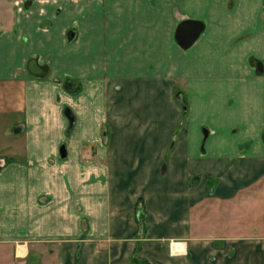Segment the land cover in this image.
<instances>
[{
    "label": "crops",
    "instance_id": "obj_1",
    "mask_svg": "<svg viewBox=\"0 0 264 264\" xmlns=\"http://www.w3.org/2000/svg\"><path fill=\"white\" fill-rule=\"evenodd\" d=\"M172 1L160 0L159 12L165 15ZM47 3L0 0V264H264V225L250 227L245 218L239 224L249 234L231 233L229 213L231 206H248L249 196L262 200L264 218V0L209 2L210 22L199 20L204 29L187 49L174 33L169 44V25L156 40L152 31L161 24L130 25L124 34L115 23L122 57H159L161 66L170 46L176 57H194L192 71L114 79L101 91L109 136L82 134L80 148L66 149L64 158L59 150L37 149L38 131L64 128L61 98L55 100L49 64L22 41L49 16ZM184 3L172 6L191 19ZM187 4L195 9L201 0ZM115 5L119 17L125 2ZM51 24L39 30L48 33ZM31 60L40 72L29 69ZM185 111L200 115L194 125H206V136L190 133ZM244 145L249 150L241 152ZM230 146L232 152L221 151ZM213 206L226 220L209 221L203 231L200 214Z\"/></svg>",
    "mask_w": 264,
    "mask_h": 264
},
{
    "label": "rangeland",
    "instance_id": "obj_2",
    "mask_svg": "<svg viewBox=\"0 0 264 264\" xmlns=\"http://www.w3.org/2000/svg\"><path fill=\"white\" fill-rule=\"evenodd\" d=\"M12 1V0H9ZM14 1V0H13ZM25 4L27 0H21ZM49 3L45 4V9L49 10V16L42 18L37 28L33 32L32 38L27 39L26 34L22 36L24 46L27 47L26 51L33 50L34 54L39 60L43 57L44 61L49 64L47 71L49 70L48 79L58 85L55 94V100L58 96L61 98L60 102L57 101L59 110L58 120L64 126V128L58 129V127L49 126L46 131H38L37 149L40 151L54 150L58 154L59 146L65 144V149L68 152L78 150L80 148V142H82L83 136H94L97 138L105 139L110 134V129L106 122V101H105V89L111 84L114 79H123V77L129 76L134 78L136 75L144 76V74H154L155 72L165 73L168 70L173 76L175 70L180 67L182 72L190 74L192 71V64L194 57H187L189 52H184L183 55L176 57V52L173 53V49L169 46L168 57H161V66L158 65L159 57H141L137 53L136 57L130 55L122 57L123 48L119 49V43L122 41V37L114 34L113 28L115 23L123 24L124 31L127 33V27L130 25H140V23L153 22L154 24H161L162 30L158 28L153 30L152 33L156 37V40L161 37H165L164 26L169 25L168 42L170 44L173 39L174 28L181 20L182 17L178 14L176 7L172 6L174 0L171 2V6L168 5V9L163 15L159 12V1L151 0L152 5L146 6L147 0H119L120 3L125 2L124 13L116 14V5L118 0H47ZM149 1V0H148ZM170 1V0H168ZM213 0H201V5L195 9L190 8V5L184 3L183 10L190 14L191 19L202 20L209 23L207 15V7L209 2ZM32 8L35 10V14L38 8V3H34ZM150 4V3H149ZM137 5V6H135ZM136 7L140 9V12L136 11ZM144 10V11H143ZM171 12V14H170ZM131 14V17L129 16ZM172 15V20H171ZM31 18L32 15L30 14ZM124 18V19H123ZM184 20V19H182ZM30 21V19L28 20ZM50 21L52 24L49 27L48 33H43L41 29L42 22ZM73 31L75 36L72 40L68 41L67 33ZM122 33V32H121ZM208 33V32H207ZM127 39V36H123ZM33 41V43H32ZM32 43V44H31ZM173 47H175L173 45ZM178 50V48H175ZM180 51V50H178ZM120 56V57H118ZM157 61V62H156ZM213 71L216 69L214 66H209L206 70ZM224 73V71H222ZM67 78L73 79L80 85V89L75 92H70L69 89H65L63 86L64 80ZM181 85V83H179ZM97 87V97L94 96V88ZM184 90L186 92V85L184 84ZM92 96L93 105L97 104L98 111H90L88 96ZM78 96L79 99H78ZM80 100V101H79ZM233 104L235 100L233 99ZM70 106L73 112L76 113L75 124L71 130H68V122L64 117L62 111L64 107ZM187 107V105H186ZM217 113L220 112L216 110ZM184 117L189 119L191 134L193 129L200 134L201 138L204 135L203 130L206 129V125L198 127L194 125L196 121H201L200 115H196L193 111H185ZM210 123V119L205 118ZM208 124V123H207ZM228 130V129H227ZM226 130V131H227ZM242 131V129H240ZM238 131L234 133L237 140L242 138V132ZM227 133H230L228 130ZM240 134V135H238ZM211 139V138H210ZM207 140L205 143V149L208 153L211 150V141ZM31 138L29 136L28 144L31 145ZM232 146V145H231ZM223 148L221 151L232 152L231 147ZM249 145H244L240 149L241 152L249 150ZM195 148L201 152L202 141L195 145ZM169 153V152H168ZM59 155V154H58ZM169 155V154H168ZM167 155V157H168ZM166 157V159H167ZM60 161L61 159L59 157ZM166 159L163 161L165 162ZM252 199L247 201L248 206H231L229 213L231 214V233H245L246 224L241 219L247 218L248 226L263 227V206L262 200L256 197H249ZM259 201V204H256ZM219 206L209 207L208 210H202L200 219V228L203 231H207L210 225L209 221L222 224L226 218L222 217V210L219 211ZM209 217V220L208 218ZM198 218V216H197ZM228 222V221H227ZM250 229V228H249Z\"/></svg>",
    "mask_w": 264,
    "mask_h": 264
},
{
    "label": "water",
    "instance_id": "obj_3",
    "mask_svg": "<svg viewBox=\"0 0 264 264\" xmlns=\"http://www.w3.org/2000/svg\"><path fill=\"white\" fill-rule=\"evenodd\" d=\"M203 29H204V23L203 22H201L199 20H195V19H184L180 23H178V25L175 29V32H174V39H175V41L179 47H181L182 49H187L191 45H193V43L199 37L200 33L203 31ZM73 37H74V32L68 31V33H67L68 41L72 40ZM29 69L33 73L40 72L34 60H31L29 62ZM179 103L181 104L180 101H179ZM181 106L183 107L182 104H181ZM63 114L68 120V127L71 128L73 125V122H74L73 112L70 110L69 107H65L63 109ZM206 135H207V133L204 130V136H206ZM59 153H60V157H62V158H64L66 156V149H65L64 144L60 145Z\"/></svg>",
    "mask_w": 264,
    "mask_h": 264
},
{
    "label": "flooded vegetation",
    "instance_id": "obj_4",
    "mask_svg": "<svg viewBox=\"0 0 264 264\" xmlns=\"http://www.w3.org/2000/svg\"><path fill=\"white\" fill-rule=\"evenodd\" d=\"M75 35V33H74ZM74 38V37H73ZM75 85H77V83L73 80V79H69L67 78L66 80H64L63 82V86L67 89H72L75 87Z\"/></svg>",
    "mask_w": 264,
    "mask_h": 264
},
{
    "label": "trees",
    "instance_id": "obj_5",
    "mask_svg": "<svg viewBox=\"0 0 264 264\" xmlns=\"http://www.w3.org/2000/svg\"><path fill=\"white\" fill-rule=\"evenodd\" d=\"M137 215L139 216V211H138Z\"/></svg>",
    "mask_w": 264,
    "mask_h": 264
}]
</instances>
